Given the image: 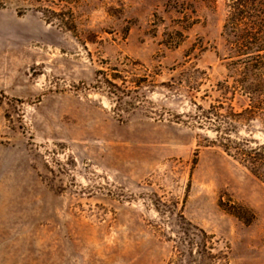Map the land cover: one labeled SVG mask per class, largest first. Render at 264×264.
<instances>
[{"label": "rangeland", "instance_id": "obj_1", "mask_svg": "<svg viewBox=\"0 0 264 264\" xmlns=\"http://www.w3.org/2000/svg\"><path fill=\"white\" fill-rule=\"evenodd\" d=\"M228 11L0 0V264H264V182L194 118L248 103L220 90Z\"/></svg>", "mask_w": 264, "mask_h": 264}, {"label": "trees", "instance_id": "obj_2", "mask_svg": "<svg viewBox=\"0 0 264 264\" xmlns=\"http://www.w3.org/2000/svg\"><path fill=\"white\" fill-rule=\"evenodd\" d=\"M226 1L229 11L222 37L229 53L227 71L232 82L225 81L220 90L223 95L238 94L248 103L235 111L218 102L207 110L198 108L194 118L197 125L216 135L213 144H218L224 153L264 182V143L251 137H236L240 127L250 132L253 123H259L264 134V0ZM97 76V85L106 86L118 104L130 96L131 91L110 81L106 72L99 71Z\"/></svg>", "mask_w": 264, "mask_h": 264}]
</instances>
